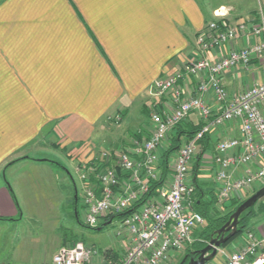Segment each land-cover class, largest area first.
Segmentation results:
<instances>
[{"label":"crops","instance_id":"obj_1","mask_svg":"<svg viewBox=\"0 0 264 264\" xmlns=\"http://www.w3.org/2000/svg\"><path fill=\"white\" fill-rule=\"evenodd\" d=\"M250 2L241 0L234 16L216 18L251 26L259 12ZM212 6L197 0H0V264H49L60 247L81 240L70 238L49 196L61 183L80 220L79 188L65 161L75 168L101 150L131 147L141 129L147 134L149 116L132 130L122 124L133 109L148 115L157 101L155 78L196 58L197 35ZM263 78L254 60L249 70L238 66L222 80L237 94ZM195 82L179 83L189 93ZM119 111L122 121L110 127L108 116ZM200 122L193 113L183 125ZM234 130L215 134L207 150H214L218 134ZM198 170L200 186L210 192L203 183L209 171ZM211 188L216 192L214 183ZM247 229L263 236L264 212ZM130 239L116 232L102 245L89 242L99 250L93 264H120ZM243 243L242 234L222 249Z\"/></svg>","mask_w":264,"mask_h":264},{"label":"built area","instance_id":"obj_2","mask_svg":"<svg viewBox=\"0 0 264 264\" xmlns=\"http://www.w3.org/2000/svg\"><path fill=\"white\" fill-rule=\"evenodd\" d=\"M225 14L216 13L217 18ZM259 15L260 20L251 26L217 18L208 22L197 35L196 58L177 72L154 79L157 101L149 106V122L143 127L147 134L141 129L143 136L134 137L131 147L101 150L92 160L77 164L81 221L97 227L102 219L121 215L117 233L131 238L120 264L168 262L173 252L195 242V230L205 223L195 209L193 167L198 155L199 166L209 171L216 184L218 206L233 198L244 201L246 192L254 193L258 183L264 184V78L237 94L222 80L238 66L249 70L254 60L264 73V16L261 11ZM244 37L252 43L239 45L238 40ZM190 77H196V82L187 93L179 82ZM193 113L200 116L201 128L172 154L170 173L156 195L147 197L152 183L161 180L162 148H168L172 132ZM116 117L120 120V115ZM108 120L112 122L113 117ZM231 125L235 130L218 134L213 151L204 150L201 142L205 136L212 141ZM243 238L237 251L225 254L218 248L217 256L207 264H264V235L246 229ZM97 255L95 245L78 240L60 247L49 264H93Z\"/></svg>","mask_w":264,"mask_h":264},{"label":"rangeland","instance_id":"obj_3","mask_svg":"<svg viewBox=\"0 0 264 264\" xmlns=\"http://www.w3.org/2000/svg\"><path fill=\"white\" fill-rule=\"evenodd\" d=\"M197 1L204 8H205L206 5L209 6V7H210V5L211 6L213 5L212 6V8L214 9V10H212L213 13H209V15H207L205 17V23H206L205 26L212 19L213 20L216 19V17H217L216 13L217 12L226 13L225 16L226 15L227 16H231V14H233V16H234V13L237 12L236 11V7H238L239 4L241 3V0H197ZM249 1H251L250 2V5H251L250 8L257 6L256 10L258 12L261 11L263 16H264V0H249ZM222 5H224V6H222ZM235 15H237V14H235ZM260 17H261V15L258 14V16L256 18V21H259ZM247 23L248 22H246V24ZM205 26L203 28H205ZM141 111L142 110H139V109H133L132 113H130V114H128L126 116V118H125V120H124V122L122 124V127L126 126V127H129V129L132 130L134 128V126L136 127L138 125V123H140L142 120L147 119L148 115L146 113L142 114ZM119 112H115V113H112L111 115H109V116L113 117V121L112 122L107 120V122H108L110 127H114L115 125L117 126V125H119L120 121H122L121 119H122L123 115H121V113L123 114V111H119ZM117 115H120V118H119L120 120H117V117H116ZM116 121H119V122H116ZM135 121L137 122V125H136ZM49 145L51 146V144H49ZM52 147H55V146H52ZM46 156L50 157L52 159H55L53 155H47L46 154ZM86 158L88 159L89 156H87ZM172 159H171V161L173 162ZM65 164L67 166H69L70 170L72 171V174L74 175L75 183H77L78 188H79L78 195L81 196V194H80V192H81L80 191L81 183H80V181L78 179V175L76 174V171H75L76 167L74 168V166H72V164H69L66 161H65ZM204 178L205 179L203 180V183L205 184V186H207L206 188H208V190H211L213 192L214 189H212L211 186H212L213 183H214V186H216V185H215V182L211 179L212 177H209V174H208V176L207 177L204 176ZM211 182H212V184H211ZM56 184H57L56 188H58V191H57V189H55L54 194L53 195H49V196L51 198V201H52V199L55 200V203H53V204H55L56 211L60 212L61 218L63 219V223H64L65 227L69 228L68 233H69L70 238H72L74 235H77L79 237V239L84 240L87 243L90 242V243H94L96 245H102V241H101L102 238H103V240L108 241V240H110L111 236L115 235L116 232L120 229V227H121V218L120 217H115L111 223H109L108 225H106L103 228L102 231L101 230H96L95 227H88L87 225H85L81 221L82 211H83L81 203H80V206H79V218H80V220H78L77 216L75 214V205H73V204L71 206L68 205L69 204V202H68L69 195L67 193H66L67 195L65 194L66 190L64 188H62L61 183L57 182ZM263 185L264 184L258 183L253 189L256 191V190L260 189ZM72 187H73V185H72ZM203 190L206 191L204 188H203ZM247 191H250V190H247ZM206 192L208 193V191H206ZM251 193L252 192H246V195L244 197L247 199L251 195ZM58 195H59V197H58ZM208 197H209L208 195H205L204 199H208ZM59 200L61 201V203H60ZM233 200L242 201V199H234L233 198V199L227 201L225 204H222V206L216 205V208H217L218 212L219 213L225 212V210H224L225 206L227 204H229ZM261 202L262 203L264 202V198L262 199ZM262 203H258L257 206L255 207L256 208L255 215L251 217V219L249 220V223L251 222V220L253 218H255V217H257V216H259L260 214L263 213V212L262 213L258 212V209L260 208V205ZM45 207H47V206H45ZM212 213L216 214L215 210H213ZM203 226H204V224H203ZM203 226L200 227L199 229L195 230V233H194L195 239H197V238L199 239V233H200L201 229L203 228ZM244 233H245V231L243 232V234ZM240 236L238 238H240ZM193 244H194V242L192 244L187 245L186 248H182L180 250H177V251L173 252L174 254L171 257V259L168 262H164V263H161V264H181L183 259L188 255L186 253V250L188 248H191ZM239 248L240 247H236V248L232 249V246H230L228 248V250L225 249L224 251H225V254H230L232 252L237 251ZM194 249H198V246H194ZM221 260H222V258L218 257L217 262H221Z\"/></svg>","mask_w":264,"mask_h":264},{"label":"trees","instance_id":"obj_4","mask_svg":"<svg viewBox=\"0 0 264 264\" xmlns=\"http://www.w3.org/2000/svg\"><path fill=\"white\" fill-rule=\"evenodd\" d=\"M147 113L149 116V111ZM201 126H202V123L194 125L191 128H186L184 127V125H181L176 129L175 134L171 136L170 145L168 146V148H166V150L163 152V155L161 157V164H160V168L162 172L161 180L152 183L151 189L149 193L147 194V197L156 195L157 188L162 184L166 176L169 174L170 172L169 166H170L172 154L175 153L179 149L183 140L192 138L198 132ZM133 136L135 138H141L143 136V133L136 132L135 134H133ZM209 142H210V137L205 136V138L201 142L204 146V150L208 149ZM200 159H201V156L198 155L196 164L193 167V173L195 176L194 179H195V184H196L195 209L196 211H198L199 213L203 215L205 219V223L199 233V239L197 238L194 244L192 245V247L186 250V253L188 254V256H191L189 255L191 251L198 250V249L205 247L210 241V239L212 238V235L215 233V231L221 228L229 220L230 216L235 212L237 207L243 202L240 200H233L225 206V209H224L225 212L219 213L216 208V203H217L216 192L210 191L207 193L206 191L203 190V188L200 186V183L198 181L197 173L199 171L198 168L200 165ZM205 195L209 196L208 199H204ZM261 201H259L258 203H262ZM257 204L242 214L240 218L239 226H238V233L234 237H232L222 247H226L229 243H231L233 240H235L240 235H242L243 232L249 227V220L251 219L252 216L255 215V210H256L255 207L257 206ZM213 210H215L216 214L212 213ZM258 212L259 213L264 212V202L260 205ZM120 216L121 215L114 216V217L110 216V217L105 218L104 219L105 221L102 222L99 226L95 227V229L98 230L101 227L100 230L102 231L103 228L106 225H108L111 219H114L115 217H120ZM194 246H198V249H194ZM184 264H187V263H184Z\"/></svg>","mask_w":264,"mask_h":264},{"label":"water","instance_id":"obj_5","mask_svg":"<svg viewBox=\"0 0 264 264\" xmlns=\"http://www.w3.org/2000/svg\"><path fill=\"white\" fill-rule=\"evenodd\" d=\"M264 198V185L252 193L245 199L230 216L229 220L219 229L215 231L208 244L198 250L190 252V258L187 264H207L212 261L218 254V248H221L232 237L238 233V226L242 214L255 206L260 200ZM101 227L98 229L100 230ZM188 255L183 259L181 264L186 262Z\"/></svg>","mask_w":264,"mask_h":264},{"label":"flooded vegetation","instance_id":"obj_6","mask_svg":"<svg viewBox=\"0 0 264 264\" xmlns=\"http://www.w3.org/2000/svg\"><path fill=\"white\" fill-rule=\"evenodd\" d=\"M189 258H190V256H188V257H187L186 261H188V260H189ZM181 263H182V262H181ZM185 263H187V262H185Z\"/></svg>","mask_w":264,"mask_h":264}]
</instances>
